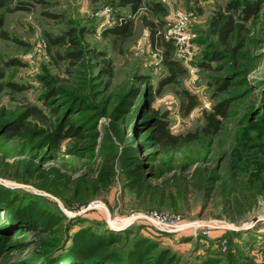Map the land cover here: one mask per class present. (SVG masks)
Returning a JSON list of instances; mask_svg holds the SVG:
<instances>
[{
    "label": "rangeland",
    "instance_id": "374dc122",
    "mask_svg": "<svg viewBox=\"0 0 264 264\" xmlns=\"http://www.w3.org/2000/svg\"><path fill=\"white\" fill-rule=\"evenodd\" d=\"M37 1L0 7V264H264V0H236L260 10L229 47L209 24L230 0H156L153 15L155 0L135 14L119 0ZM121 15L130 36L103 33ZM149 20L186 69L153 99L168 72ZM219 102L226 118L202 134ZM161 114L197 138L161 151L149 121ZM70 124L80 135L53 150L48 133Z\"/></svg>",
    "mask_w": 264,
    "mask_h": 264
},
{
    "label": "trees",
    "instance_id": "16d2710c",
    "mask_svg": "<svg viewBox=\"0 0 264 264\" xmlns=\"http://www.w3.org/2000/svg\"><path fill=\"white\" fill-rule=\"evenodd\" d=\"M4 0H0V7L4 4ZM39 3H43V0H38ZM37 1V2H38ZM142 4V0H119L118 5L124 7L128 6L133 14L137 13L139 7ZM31 7L27 5L25 1L19 2L15 9H30ZM147 8L151 15L163 13L164 8L159 1H151L147 3ZM227 14L222 13L220 10H216L213 12L209 28L213 35H215L221 45H225L229 47L230 38L232 35L239 31L242 26L241 24L255 17L260 10V3L258 1H243L242 3L236 0H230L226 4ZM49 16L54 17V14L48 13ZM120 20L115 22L111 27L106 28L103 33L112 34L115 37L127 38L130 36L132 28H133V20L129 16H120ZM238 20V21H237ZM241 22V23H240ZM163 21L158 20V22H154L152 20L147 21L145 24L147 25L150 32V40L151 46L154 49H161V57L162 62L167 69V74L163 77L162 80L158 83V86L153 89V95L149 94L150 97H156L161 94L162 89L167 84H172L178 82V77L183 76L186 73L185 67L180 63L178 59L173 57V41L171 39H164L163 35L159 33V27L162 26ZM47 40L51 44H61L64 41L63 36H58L51 38L47 36ZM72 41V39L70 40ZM234 49V48H233ZM71 58L77 57L76 53L69 54ZM214 59H218V57H214ZM106 64V71L109 75H112L111 63L107 60L104 61ZM225 88V85H221L220 89ZM185 98L187 99V103L184 106V114H188L197 104L196 96L188 93L187 91H183ZM28 114H33L34 111L32 108L28 109ZM226 118V107L223 103H217L213 106L212 110L204 113L205 125L201 129V133L205 135H211L216 133L222 123V119ZM150 126L152 127V137L159 147L161 151L167 152H176L179 151L185 144L195 140L197 138V134L194 133H186V134H173L169 129V124L166 119V114H161L160 116H155L149 118ZM68 123L69 121L66 119L65 121ZM10 127H7V129ZM13 128V129H12ZM11 129L13 132L18 131V126L13 125ZM8 131V130H7ZM9 133V132H8ZM14 133H9V135H13ZM79 136V131L74 129V126L71 124L67 126L66 130L63 131L62 126H59L55 130H51L48 133V138L51 143V148L56 151L58 149L59 143L67 136ZM168 255H164L162 260L164 264H169L171 260L167 257ZM161 260V261H162Z\"/></svg>",
    "mask_w": 264,
    "mask_h": 264
},
{
    "label": "built area",
    "instance_id": "2783aa9c",
    "mask_svg": "<svg viewBox=\"0 0 264 264\" xmlns=\"http://www.w3.org/2000/svg\"><path fill=\"white\" fill-rule=\"evenodd\" d=\"M184 38V37H182ZM183 40L181 38L178 39V41ZM134 217L133 220L135 219H145L151 222L155 226H161L164 225L165 219L163 217H159L157 215H152V214H142V215H137V216H132ZM132 220V221H133Z\"/></svg>",
    "mask_w": 264,
    "mask_h": 264
},
{
    "label": "bare ground",
    "instance_id": "6f19581e",
    "mask_svg": "<svg viewBox=\"0 0 264 264\" xmlns=\"http://www.w3.org/2000/svg\"><path fill=\"white\" fill-rule=\"evenodd\" d=\"M134 218V217H133ZM126 223V222H125Z\"/></svg>",
    "mask_w": 264,
    "mask_h": 264
}]
</instances>
